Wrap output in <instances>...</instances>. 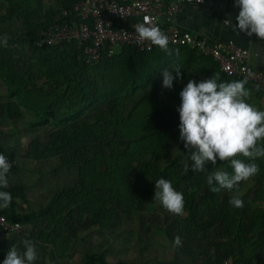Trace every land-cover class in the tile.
I'll use <instances>...</instances> for the list:
<instances>
[{"label": "trees", "instance_id": "16d2710c", "mask_svg": "<svg viewBox=\"0 0 264 264\" xmlns=\"http://www.w3.org/2000/svg\"><path fill=\"white\" fill-rule=\"evenodd\" d=\"M80 1L59 0L60 5L56 10L49 8L41 15L38 12L40 4H35V9L25 5L19 12L24 17L25 28L18 35H9L6 47L0 38V81L6 86L4 97L7 98L0 102V120L16 121L23 117L25 111L31 112L34 117L29 127L54 125L56 130L47 141L39 138L33 140L27 148V158L36 161L59 159V167L54 166L55 169L81 164L74 186L57 188L38 209L33 208L30 202L28 210H21L20 203L28 198L31 185L22 179L21 172L25 168L20 162L17 147L4 144L2 139L5 134L0 131V154L6 156L11 166L7 174L8 186L0 188V191L9 192L12 197L7 207H0V212L10 224L21 225L20 229L12 231L0 225V264H3L12 246L23 255L25 240L32 241L35 250L41 251L42 258L49 264H110L106 255L98 251L85 252L79 262L68 260L71 244L77 238L74 235V223L79 224V220L89 218L93 225L108 227L120 213L153 210V205L147 203L146 198L154 193L152 180L161 176L171 181L175 189L183 183L186 185L180 191L185 200L184 215H175L172 220L179 232L175 233V229L162 231V235L173 246L175 237L184 240L182 246H174L176 254L182 251L190 255L195 264H223L226 259H230L231 264H264V256L260 255L264 252V185L253 197V202H260L254 210H251L250 200L241 194L243 208L232 207L229 200L235 191L223 193L224 189H221L214 193L207 185V175L216 168L233 173L227 163L218 162L215 166L208 163L203 173H195L190 167L187 173L184 168L180 170L181 159L189 160L190 156L184 142L180 140L177 109L181 98L167 103L159 101L153 108L145 105L142 107L145 110H141L139 115L125 117L118 107L119 97H116L128 90L129 97L125 98H133L146 88L147 79H157L167 63L179 60H183L196 76L202 75L204 80L213 76L219 77L218 82L246 79L227 75L211 55H204L189 47H169L173 50L172 56L159 47L150 52L122 47L113 56L104 55L99 62L91 63L75 42L38 46L36 41L43 29H48L54 23H71L73 17L63 13L65 10L72 11L73 6ZM6 11L0 12V19ZM54 11H62V17L56 21L53 20ZM18 40L36 60L24 58L23 51L13 45ZM176 50L179 51L178 56ZM155 58L163 59L159 64L150 66L149 62ZM107 86L111 89L107 90ZM245 87L264 93V90L253 88L248 81ZM165 90L168 92L169 89ZM107 99L117 103L114 113H105L102 117L96 115L93 122H81L82 116L92 106ZM143 103L146 101L141 105ZM71 121L74 130L70 128ZM59 125H64V128ZM132 125L137 129V134L171 133L177 142V153L172 154L170 143L161 142L157 147L145 136H128V128ZM15 128L14 131L19 132V127ZM97 128L100 131L96 132ZM112 131L118 141L125 140L119 144L111 140L105 142L107 133ZM93 137L99 142L94 141ZM96 146H99V149H95L96 154L89 157L87 147L93 152ZM108 146L112 149L108 150ZM71 148L74 150L69 153ZM150 151L155 156L152 162L143 159ZM156 157L165 159L167 163L159 165L155 162V159L158 160ZM238 158L249 163L243 156ZM134 162L138 165L134 166ZM255 163L260 169V179H264V158H257ZM143 164L146 165L145 169ZM33 171L37 172L36 181L42 171L35 168ZM241 187L239 185V189ZM27 225L38 226L39 229H33L30 235H25L22 228ZM113 264L133 263L119 259Z\"/></svg>", "mask_w": 264, "mask_h": 264}, {"label": "rangeland", "instance_id": "374dc122", "mask_svg": "<svg viewBox=\"0 0 264 264\" xmlns=\"http://www.w3.org/2000/svg\"><path fill=\"white\" fill-rule=\"evenodd\" d=\"M55 2L56 0H0V12L7 10L6 14L2 15L0 19V38L3 39L5 36L9 37V35H15L16 33L18 35V33L25 28V25L23 24L24 17L19 14L20 8L27 5L28 7L35 9L34 5L40 4L41 9L38 12L41 15L44 14L50 7L55 6ZM13 45L15 47L17 46V49L23 51L25 55L24 58L26 60L30 61L32 58L36 60V57L32 55L21 40H18L15 44L13 43ZM120 49L121 48H118L117 51ZM162 59L163 58H155L154 61H150L149 64L150 66H154L159 64ZM157 67L159 68V66ZM161 69L162 68L159 70ZM161 75L158 76L157 79H147L145 82L147 85L146 88L141 89L134 95L133 98H129V100L125 98L129 97L128 90H124L116 96L119 97L118 107L122 109L125 117H128L131 114L134 116L139 115L141 110H145L142 108L145 105L153 108L160 102H174L176 99L180 98V92L182 91L181 87L184 88L185 86H181L179 82L174 81L172 89H169L168 92H166L167 90H165L162 86L163 78ZM106 89L110 90L111 87L107 86ZM5 91V84L0 81V102L7 100V98L4 97ZM158 98H160V100H158ZM143 101H146V103L141 105ZM247 102L260 110H264L259 107L261 106L259 103L254 101L253 95L250 97V100L248 98ZM116 107L117 103L111 102L108 99L101 100L98 105L92 106V108L82 116L81 122H85L86 120L93 122L96 115L101 117L105 113L111 115L115 112ZM142 115L144 117L145 113ZM33 117L34 116L31 112L25 111L23 117L16 121L0 120V131L5 134L2 139L3 143L16 146L18 149L20 162L25 168L24 171L21 172L22 179L29 182L31 185L28 190V198L38 199L39 202H34L38 203V207L37 205L33 206V208L38 209L45 204L47 201L45 199L50 197L51 194L57 190V188L70 187L76 184L78 177L77 169H79L81 164L69 165L55 169L54 166L59 167L57 166L59 159L36 161L27 158V148L33 140L39 138L47 141L50 139L51 133L56 130V126L54 125L43 126L40 128L29 127L28 124ZM71 124L72 121L69 122L70 128L72 129ZM138 125L139 122L137 123V127ZM63 126L64 125H59L58 127ZM15 127H19V132L14 131L16 129ZM128 129V136L130 137L135 135L145 136L150 143L155 144L157 147L160 146L161 142H165L166 144L170 143V150L172 154L175 155L178 151L177 142L173 139L172 134L167 131L159 132L157 134H137V129L133 125ZM98 131H100L99 128H97L96 132ZM107 137L108 138L105 142L111 140L116 141L119 144L125 140L124 138L123 140L118 141L115 138L114 131H112V133L108 132ZM93 139L94 141L99 142L95 137H93ZM109 148L112 149L111 146H108V150ZM95 149H99V146H96L93 152L87 147V155L89 157L94 156L96 154ZM73 150L74 149L71 148L69 153H72ZM154 158L155 156L152 151L147 152V156L143 157V159H147L151 162ZM156 158H158V160L155 159V162L161 166L167 163L165 159L160 160L159 157ZM188 161L189 160L186 158L181 159V162L179 163L181 171H183L182 169L184 168V164L188 163ZM133 165L137 166L138 164L137 162H134ZM142 167L145 169L146 165L143 164ZM33 168L42 171V175L40 178H37L36 181L35 177L37 172L33 171ZM259 174L260 171L256 176L252 177L248 181L241 182L240 184L243 187L239 189V193L250 200L249 203L251 204V210H254L260 204V202H253V197L257 194V190L261 187V185H264V179H260ZM158 178L160 179L164 177L161 176ZM156 180L158 179L152 180L151 182L154 193H151V197L146 198V202L153 205V210L147 209L133 214H126V212L120 213L113 221L114 223L110 224L108 227H99L98 224L93 225L89 218L79 220V224L77 222L74 223L73 226L76 228V233L74 235H77V238H75L74 243L71 244L72 246L70 247L68 260L79 262L85 252L98 251L106 255L110 264H113L119 259L130 261L133 264H195L194 259H192L190 255L183 253L182 251L176 254V250L172 242L162 235V231L164 229H175V233H178L179 229L174 227L172 224V220L175 215L170 214L159 204V202H155L154 200ZM146 181L148 182V177H146ZM185 187L186 185L183 183L177 187L176 190L180 192ZM40 193L41 195H38ZM223 193L232 192L223 190ZM20 205H22L21 210H28L29 208L27 207L28 205L26 206L25 200L21 201ZM22 229H39V227L27 225L23 226ZM260 255L264 256V252L260 253ZM38 260L40 261L42 259ZM34 262H36V260Z\"/></svg>", "mask_w": 264, "mask_h": 264}, {"label": "clouds", "instance_id": "9594fccd", "mask_svg": "<svg viewBox=\"0 0 264 264\" xmlns=\"http://www.w3.org/2000/svg\"><path fill=\"white\" fill-rule=\"evenodd\" d=\"M235 6L239 8V14L235 18L237 23H232L231 19L224 23L237 35L243 32L264 40V0H235ZM135 31L141 42H150L169 56L173 55V50L168 47V36L158 27L152 26L147 17L144 23L135 26ZM2 43L7 46L6 36ZM175 54L178 56L179 51L176 50ZM181 69L174 64L171 69L162 70L163 88L172 89L174 81L182 79ZM218 80L219 77L214 76L199 83L189 80L180 92L181 104L177 109L180 117V140L190 152L191 162L184 164V172L187 173L190 167L195 173H203L208 163L213 166L218 162L227 163L233 173L216 168L207 175V185L214 193L221 189L228 192L235 190L229 203L240 209L243 208L244 201L240 197L239 185L259 173V166L254 161L264 158V110L247 102L251 94L245 87L246 80ZM240 156L251 162L245 163L238 158ZM10 167L6 156L0 154V188L8 186L7 174ZM11 199L9 192L0 191V207H7ZM154 200L170 214L184 215V195L173 187L171 181L164 178L155 181ZM23 244V255L12 246L3 264H33L37 259L34 245L30 240L23 241ZM174 246H182L179 236L175 237Z\"/></svg>", "mask_w": 264, "mask_h": 264}, {"label": "built area", "instance_id": "2783aa9c", "mask_svg": "<svg viewBox=\"0 0 264 264\" xmlns=\"http://www.w3.org/2000/svg\"><path fill=\"white\" fill-rule=\"evenodd\" d=\"M188 0H82L72 11L63 14L73 17L71 23H54L36 41L38 46L75 42L83 50L87 61L99 62L102 56H113L118 48L135 47L142 52L157 46L141 42L135 26L149 19L169 38L168 47H189L204 55H211L221 71L236 78L246 79L255 89L264 90V70L250 63V51L234 41L209 40L185 31L176 23V14ZM195 1V0H192ZM235 1V0H233ZM4 229H20L19 223L10 224L0 212ZM223 264H231L226 259Z\"/></svg>", "mask_w": 264, "mask_h": 264}, {"label": "crops", "instance_id": "0c3cea01", "mask_svg": "<svg viewBox=\"0 0 264 264\" xmlns=\"http://www.w3.org/2000/svg\"><path fill=\"white\" fill-rule=\"evenodd\" d=\"M55 3V6L50 7V9L56 10L59 7V0H56ZM62 11H54V21L62 17ZM238 14L239 8L235 6V1L233 0H202L200 3L199 0H188L181 4L180 9L176 14V23L181 29L196 35H201L209 40L234 41L250 51L251 56L249 61L255 68L264 70V40H260L255 35L248 36L243 32H241L240 35H237L232 31L230 26L224 23L225 20L229 19L232 20V23H237L235 18ZM45 30L43 29L42 32ZM174 64L182 68L181 73L184 76L182 75V79L178 78L176 80L181 86H186L189 80H195L196 82L204 80L202 75L196 76V74L185 65L183 60H179L178 62L174 61L172 64L167 63L166 68L171 69ZM173 75H175V71H173ZM161 76L163 78V75ZM249 91L251 94L250 97L253 95L254 101L261 105L259 106L261 109H264V93ZM38 195H41V193ZM37 201V198H27L25 200L26 206L28 205L27 207H29L31 202L33 203V206L37 205L38 207V203H34ZM32 230L33 229H24L23 231L25 232V235H30ZM19 254L22 255V252ZM36 254L37 259L33 264H49L42 258L41 251H36ZM38 259L43 260L39 261Z\"/></svg>", "mask_w": 264, "mask_h": 264}]
</instances>
